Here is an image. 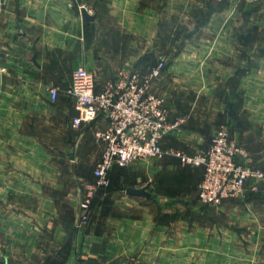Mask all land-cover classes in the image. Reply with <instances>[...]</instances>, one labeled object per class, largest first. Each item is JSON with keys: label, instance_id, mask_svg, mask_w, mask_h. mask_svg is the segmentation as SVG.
I'll return each instance as SVG.
<instances>
[{"label": "crops", "instance_id": "crops-1", "mask_svg": "<svg viewBox=\"0 0 264 264\" xmlns=\"http://www.w3.org/2000/svg\"><path fill=\"white\" fill-rule=\"evenodd\" d=\"M188 11L195 21L186 27ZM204 12L200 0H0V264H264V178L256 191L249 184L243 196L205 206L203 168L175 158L115 166L77 228L104 149L95 134L108 124L73 125L66 89L79 67L102 89L119 70L145 75L164 59L152 89L172 121L187 118L164 147L206 152L226 126L247 164L264 168V0H228L197 25ZM184 27L192 38L173 51ZM142 188L150 197L127 192Z\"/></svg>", "mask_w": 264, "mask_h": 264}, {"label": "built area", "instance_id": "built-area-1", "mask_svg": "<svg viewBox=\"0 0 264 264\" xmlns=\"http://www.w3.org/2000/svg\"><path fill=\"white\" fill-rule=\"evenodd\" d=\"M162 59L145 75L135 69L119 70L102 89L97 88L95 75L84 67L77 68L66 93L75 100L78 115L73 118L77 128L104 117L108 124L96 132L104 145L102 156L94 170V180L87 181L80 204L81 218L77 228L90 222V212L96 194L111 185L110 174L115 166H125L138 160L175 158L183 165L203 168L198 199L205 205L219 208L227 200L243 196L247 186L258 189L264 178V168L247 164L248 151L231 137L229 129L221 126L214 134L206 152L187 154L175 148H165L164 138L187 121H174L164 97L157 95L153 83L165 69ZM55 101L59 88L51 87ZM125 264H148L130 258Z\"/></svg>", "mask_w": 264, "mask_h": 264}, {"label": "rangeland", "instance_id": "rangeland-1", "mask_svg": "<svg viewBox=\"0 0 264 264\" xmlns=\"http://www.w3.org/2000/svg\"><path fill=\"white\" fill-rule=\"evenodd\" d=\"M226 2L227 3V1L228 0H214V6H217L218 8H220L222 5H223V3L222 2ZM230 1H232V4H239V0H230ZM206 4V0H200V4ZM192 7V5H189L188 6V8H191ZM249 8H252V9H254L255 8V4L254 3H251V4H249ZM167 15H168V18H170V13H167ZM199 16L201 17V14H199ZM184 24H185V26L187 27V25H189L190 23H192V21H195V14H192V11H188V12H185L184 13ZM174 22L173 21H171V22H169L168 24H169V26H168V28H170V25H172ZM178 30V29H177ZM176 30V31H177ZM182 33H185V35L183 36V38H181V40L178 42V44H174V42H175V40H179L178 38H179V36L177 35V34H174L173 36H172V42H173V44H172V42H170V40H169V38H168V40H169V42H170V47H174V46H180L181 44H182V42H183V40H184V42H188V40L187 39H191L192 38V34H191V32H192V30L191 29H186L185 27L182 29ZM191 31V32H190ZM171 32H175V31H173V30H168V34H169V37H170V34H171ZM178 36V37H177ZM191 36V37H190ZM259 38H261V36L259 35L258 36ZM184 44H190V41H189V43H184ZM173 49V51L175 50V47L174 48H172ZM254 50V46H252V47H249V51L251 52V51H253ZM147 160V159H146ZM148 160H153V161H155V160H157V161H160V159H148ZM162 160V159H161ZM183 166H187V165H183ZM188 167V166H187ZM193 168V167H192Z\"/></svg>", "mask_w": 264, "mask_h": 264}, {"label": "trees", "instance_id": "trees-1", "mask_svg": "<svg viewBox=\"0 0 264 264\" xmlns=\"http://www.w3.org/2000/svg\"><path fill=\"white\" fill-rule=\"evenodd\" d=\"M213 2H214V0H206L205 6L207 7V9H209V12H204V13L201 14V17L199 16V19H198L199 22L197 23V25H202V24L206 23L209 15L212 14V11L223 9V7H225V4H226V2L223 1L222 2L223 5L220 8H218L217 6H214ZM254 32H256V29H254ZM253 37H255V33L250 32L249 33V40L252 39ZM110 178H111V175H110ZM111 185H112V181H111ZM111 185L108 188L103 189V190L106 191V190L110 189Z\"/></svg>", "mask_w": 264, "mask_h": 264}, {"label": "water", "instance_id": "water-1", "mask_svg": "<svg viewBox=\"0 0 264 264\" xmlns=\"http://www.w3.org/2000/svg\"><path fill=\"white\" fill-rule=\"evenodd\" d=\"M82 18L85 22H91L95 20V16H90L85 8L81 10ZM127 192L131 195L150 197V194L147 192L146 188L142 189H129Z\"/></svg>", "mask_w": 264, "mask_h": 264}]
</instances>
